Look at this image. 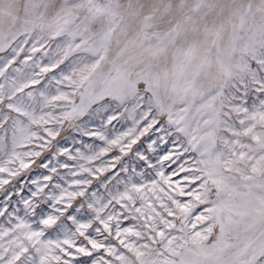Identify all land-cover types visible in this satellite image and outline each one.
Masks as SVG:
<instances>
[{
  "label": "snow or ice",
  "instance_id": "6c2138e0",
  "mask_svg": "<svg viewBox=\"0 0 264 264\" xmlns=\"http://www.w3.org/2000/svg\"><path fill=\"white\" fill-rule=\"evenodd\" d=\"M0 264H264V0H0Z\"/></svg>",
  "mask_w": 264,
  "mask_h": 264
}]
</instances>
